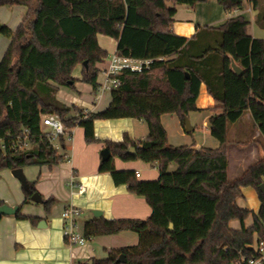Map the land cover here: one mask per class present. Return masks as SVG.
Wrapping results in <instances>:
<instances>
[{"label": "trees", "instance_id": "1", "mask_svg": "<svg viewBox=\"0 0 264 264\" xmlns=\"http://www.w3.org/2000/svg\"><path fill=\"white\" fill-rule=\"evenodd\" d=\"M209 1L0 0V8L27 9L16 31L0 24V35L11 40L0 62V172L66 161L42 130L44 115L56 114L66 130L82 128L86 144L100 142L96 121L138 119L148 127L147 138L139 142L127 134L119 142L103 141L111 157L101 158L100 173H109L116 186L126 185L131 194L144 198L153 214L146 220L86 222L87 239L124 231L138 236L137 246L112 250L94 264H118L122 255L126 264H234L241 256H251L249 246L264 242V158L241 177H228L229 127L249 111L264 139V39L249 34L243 16L219 27L199 28L192 38L173 33L180 5L194 8ZM217 1L226 15L242 11L248 1L257 12L256 25L264 29V0ZM100 35L117 43L116 55L151 63L141 72L122 71L108 107L84 114L59 100L58 93L76 89L77 67L82 68L81 82L98 92L102 71L97 65L110 57L99 45ZM232 61L243 75L236 74ZM203 84L216 101L214 112H221L209 120L211 136L220 146L170 145L162 117L176 115L185 125L189 115L200 110ZM23 143L27 147L20 149ZM115 158L147 163L159 171V179L140 181L133 171H117ZM173 163L177 169L170 171ZM247 187L258 194V214L238 206ZM23 193L30 203L36 184L27 182ZM55 204L46 200L45 211ZM250 215L253 225L246 228ZM15 216L37 221L23 216L20 208ZM234 220L241 229L231 227Z\"/></svg>", "mask_w": 264, "mask_h": 264}, {"label": "crops", "instance_id": "2", "mask_svg": "<svg viewBox=\"0 0 264 264\" xmlns=\"http://www.w3.org/2000/svg\"><path fill=\"white\" fill-rule=\"evenodd\" d=\"M218 7L222 10L217 0L197 4L194 8L178 7L174 16L173 33L192 38L199 28L219 27L229 19L243 16L242 13L246 12L250 15L246 19L249 22L247 27L249 34L256 39H264V29H260L255 23L257 12L248 1H245L242 11L234 12V15L230 13L225 17L221 16ZM26 11V7L20 5L3 6L0 8V24H5L12 31H16ZM103 36L100 35L98 38L100 47L108 51L110 56L116 54L117 43L108 37L104 39V43L113 45V50L110 51L100 43ZM10 41L9 38L0 35V62ZM107 59L97 65L102 71L98 78L100 87L97 93L93 91L91 85L81 82L82 68L77 67L73 74L77 80L76 89L60 90L59 100L69 106L76 105L85 114L100 112L108 107L112 100L110 91L100 93L106 80ZM216 106V101L208 94L207 87L203 84L197 101V108L200 110L192 112L185 125H182L176 115L167 114L162 117L161 122L168 133L169 144L179 147L194 145L197 149L218 148L219 142L211 136L209 129L210 118L221 113L214 112ZM199 126L204 131L199 132ZM94 127L99 143L86 144L84 130L74 127L67 130L65 136L57 138L65 152L61 154L58 149L59 154L65 155L66 161L53 167L23 168L26 182L35 183L37 193L45 201L49 199L56 201L48 213L44 209V204L26 203L23 184L13 175L12 170L0 172V201L7 206L19 207L23 216L37 219L36 222L30 219L19 220L15 215L0 219V264H91V262L94 264L97 260L106 259L112 250L138 245V236L129 231L118 235L94 237L84 247H71L66 244L61 217V211L66 206H75L81 210L82 216L77 222V229L82 235L85 223L95 218L146 220L153 214L144 198L131 194L126 185L116 186L109 173L99 171L102 153L106 149L103 141L119 142L125 134L133 142L142 141L149 134L146 123L138 119L103 120L96 121ZM229 128V136L231 133L238 136L232 139L228 151V161L231 149L234 159L233 165L229 161L228 169V177L233 180L241 177L250 165L264 158V139L255 127L249 111ZM44 133L49 134L46 131ZM53 143L55 144V141ZM55 147L57 149L56 145ZM114 163L117 171H133L140 181L153 182L159 179V171L142 161L126 162L115 158ZM175 168H177L175 163L169 167L170 170ZM72 184L75 186L74 190L77 189L76 186L83 185L85 193L71 195ZM242 192L244 196L238 199V206L258 214L261 208L257 192L252 187L243 188ZM94 212H100L102 216L95 217ZM253 220V215H250L244 223L246 228L253 225ZM230 225L233 229L242 228L238 220H234Z\"/></svg>", "mask_w": 264, "mask_h": 264}, {"label": "built area", "instance_id": "3", "mask_svg": "<svg viewBox=\"0 0 264 264\" xmlns=\"http://www.w3.org/2000/svg\"><path fill=\"white\" fill-rule=\"evenodd\" d=\"M108 68L106 69V80L105 84L102 85L101 91H111L112 88H117L119 83L116 79L118 75L124 70H130L132 72L138 71L141 72L144 69L150 67V61H141L136 59L122 58L116 54L111 55L108 59ZM85 114V113H84ZM44 127L49 128V139L52 142L55 139L63 137L67 134V130L60 119L56 114L54 115H44L43 116V125ZM20 149L27 147L26 143L20 144ZM138 176V175H137ZM77 189L74 190L75 186L71 185L70 194H83L86 189L83 185L76 186ZM61 217L63 220V235L66 241V244L74 247H84L92 239H87L84 235L80 234L77 229V222L81 218V210L75 206H66L61 211ZM249 249L252 250L251 256H241L234 264H264V242H256L249 246Z\"/></svg>", "mask_w": 264, "mask_h": 264}, {"label": "water", "instance_id": "4", "mask_svg": "<svg viewBox=\"0 0 264 264\" xmlns=\"http://www.w3.org/2000/svg\"><path fill=\"white\" fill-rule=\"evenodd\" d=\"M233 64V69L236 72V74L238 75H243L244 71L237 66V64H235L232 61ZM188 128V126H187ZM133 153H136L135 150H132ZM102 157L103 159L105 158H110L111 157V152L109 149H104L103 153H102ZM13 175L20 181L22 182L23 186L27 184L26 180H25V176L23 174V169H19V170H14L13 171ZM260 191L264 193V184L260 186ZM31 202H33L34 204H45V200L43 199V197L41 195L34 194L33 196H31ZM19 210V207H11V206H7V205H2L0 206V216L4 217L7 216L9 217L10 215H16L17 211ZM94 216L95 217H100L102 216V214L100 212H94ZM170 230L173 231L174 230V226L170 225ZM118 264H126L127 261L125 260L124 256L122 255L119 259H118ZM93 262H91L92 264Z\"/></svg>", "mask_w": 264, "mask_h": 264}, {"label": "rangeland", "instance_id": "5", "mask_svg": "<svg viewBox=\"0 0 264 264\" xmlns=\"http://www.w3.org/2000/svg\"><path fill=\"white\" fill-rule=\"evenodd\" d=\"M181 7H186L185 5H180ZM218 6V5H217ZM220 7H218V10H221V9H219ZM223 10V9H222ZM220 11V13H221V16L222 17H225V13L223 12V11ZM219 12V11H218ZM235 13H237V12H235ZM235 13H233V15L235 14ZM242 15H243V17L245 18V19H247L250 15H248L246 12L245 13H242ZM261 22L264 24V12H262V17H261ZM107 37H104L103 36V38L101 37V44L103 45V46H105V48H107V49H109L110 51H112L113 50V45L112 44H107V43H104V39H106ZM108 94V93H107ZM168 119V118H167ZM168 124V122L166 121V125ZM42 128H43V131H46V132H49V128H47V127H44V126H42ZM171 130V129H170ZM249 130V129H248ZM202 132V131H204L203 129H202V127L201 126H199V132ZM248 133V131L246 130L245 131V134H247ZM235 137H238V136H235L234 135V133H231L230 134V136H229V139H230V141H232V139L234 140V138ZM59 139V138H58ZM58 139H56L55 140V144H54V146L56 145L57 146V149H59V151H60V153L61 154H64L65 152H64V150L63 149H61V147H60V145H59V143H60V141L58 140ZM65 139H67V137H65ZM260 160V159H259ZM229 161L231 162V164L233 165V163H234V159H233V157H232V149L230 150V155H229ZM177 168H175V169H173V170H170V171H174V170H176ZM231 177H232V174H231ZM248 188V187H247ZM244 196V195H243Z\"/></svg>", "mask_w": 264, "mask_h": 264}]
</instances>
